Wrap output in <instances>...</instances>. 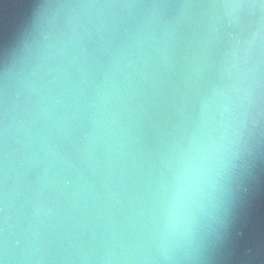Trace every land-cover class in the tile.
Masks as SVG:
<instances>
[{
    "label": "clouds",
    "instance_id": "obj_1",
    "mask_svg": "<svg viewBox=\"0 0 264 264\" xmlns=\"http://www.w3.org/2000/svg\"><path fill=\"white\" fill-rule=\"evenodd\" d=\"M115 6L52 0L42 7L33 38L5 78L0 90V264H198L205 224H224L225 181L250 151L260 127L264 0L181 5L201 9L206 17L204 24L196 21L199 31L188 40L198 69L214 63L213 53L223 45L222 84L197 94L200 111L186 116L162 157L147 211L132 207L123 220L125 170L120 164L128 163L127 116L139 97L138 86H155L153 68L173 67L180 37L179 20L162 23L153 15L134 30L125 28L117 43L99 12ZM79 9L98 12L93 17ZM244 22L248 31L241 35ZM93 34L109 56L106 65H96L98 81L86 71L85 41ZM88 85L91 95L85 92ZM10 89L16 101L11 112ZM82 107L90 127L78 165L62 151L60 140ZM10 137L18 146L12 152ZM80 165L100 176L99 184Z\"/></svg>",
    "mask_w": 264,
    "mask_h": 264
},
{
    "label": "water",
    "instance_id": "obj_2",
    "mask_svg": "<svg viewBox=\"0 0 264 264\" xmlns=\"http://www.w3.org/2000/svg\"><path fill=\"white\" fill-rule=\"evenodd\" d=\"M52 0H0V90L5 78L23 53L25 44L33 38L37 18ZM73 3H101L116 5L112 8L100 9L103 19L110 23L113 38L118 43L124 29L134 30L136 24L153 15L162 23L177 21L180 43L173 53V67L153 68L155 86L149 87L147 82L141 83L139 97L134 99L132 111L127 116L128 143L130 145L128 163L123 161L120 167L125 170L123 188L126 193L124 205L120 209L123 220L132 214V207H143L147 211L150 203L152 187L159 177L162 157L166 155L174 137H179L181 129L190 113L196 115L200 111L197 94L204 93L215 84H222L220 76V56L223 45L213 53V62L201 64L198 69L191 55L193 47L188 40L194 32H198L196 21L206 22L201 9H182L185 3H203L207 0H71ZM131 4L135 7H121ZM152 4H163L166 7L153 9L146 7ZM81 15H97V9L78 10ZM186 15L181 17V13ZM248 31L247 22L239 29L241 35ZM88 49L86 71L100 79V70L96 68L106 65L109 56L100 51L98 39L86 38ZM202 77V78H201ZM76 78L78 74H76ZM91 85L85 92L91 95ZM264 96V90H262ZM16 103L12 90H9L7 107L11 112ZM4 108L3 93L0 92V118ZM260 127L250 144V151L245 152L236 161L230 178L225 181L222 194L220 214L224 219L223 226L205 224L202 230L203 257L198 264H264V100L260 106ZM68 135L60 140L63 152L70 154L76 164H80L78 150L83 146L84 133L89 131L90 120L88 110L82 107L75 118L68 120ZM3 140L0 138V145ZM15 145L9 138V151ZM101 156V150H96ZM106 163V161H105ZM85 175L99 184L100 176H93L84 165ZM118 175V172L115 173ZM31 175V173H30ZM130 201V203H129Z\"/></svg>",
    "mask_w": 264,
    "mask_h": 264
}]
</instances>
